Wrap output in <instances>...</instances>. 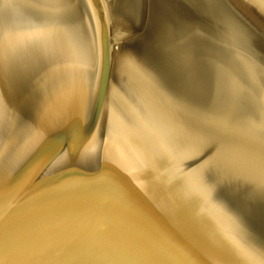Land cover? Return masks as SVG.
<instances>
[{
	"label": "water",
	"instance_id": "1",
	"mask_svg": "<svg viewBox=\"0 0 264 264\" xmlns=\"http://www.w3.org/2000/svg\"><path fill=\"white\" fill-rule=\"evenodd\" d=\"M0 64V264H264V0H0Z\"/></svg>",
	"mask_w": 264,
	"mask_h": 264
},
{
	"label": "snow or ice",
	"instance_id": "2",
	"mask_svg": "<svg viewBox=\"0 0 264 264\" xmlns=\"http://www.w3.org/2000/svg\"><path fill=\"white\" fill-rule=\"evenodd\" d=\"M2 74H3V69H2V64H0V79H2ZM103 88H104V83L101 84L100 93L103 90ZM99 101L101 102L100 97H99Z\"/></svg>",
	"mask_w": 264,
	"mask_h": 264
}]
</instances>
